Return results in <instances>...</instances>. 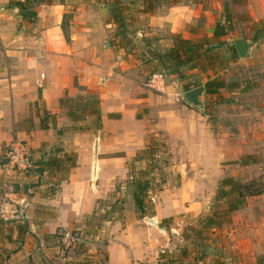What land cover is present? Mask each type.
Segmentation results:
<instances>
[{
	"label": "crops",
	"instance_id": "0c3cea01",
	"mask_svg": "<svg viewBox=\"0 0 264 264\" xmlns=\"http://www.w3.org/2000/svg\"><path fill=\"white\" fill-rule=\"evenodd\" d=\"M13 1L25 0H0V161L13 140L22 141L32 156L39 155L43 144H54L59 139L56 128L43 129L41 119L50 112L57 116L58 129L71 126L60 104L66 95L99 98L101 127L65 133L71 137L64 140L65 148L76 153L77 163L57 186V194L50 193L56 178L41 175L37 164L22 171L0 163V178L11 188L6 194L10 199L0 202V217L26 219L30 227L22 240L5 245L16 244L7 264H45L58 254L64 264H83L84 259L60 253L58 231L83 229L117 182L130 178L129 163L149 138L164 136L173 166L185 167L181 183L168 180L161 190L154 183L151 219L133 211L99 229L96 238L107 239L103 260L94 249L97 244L91 243L89 250L92 264H160L161 252H179L185 245V228L209 210L215 188L209 189L208 183L217 185L226 175L224 163L263 151L264 33L259 24L264 20V0H161L151 5L149 0H122L138 27L129 45L115 35L117 25L109 18V8L98 0H42L34 21L23 19ZM219 23L252 25L249 59L231 50L230 42L237 38H231V32L214 37ZM177 36L225 42L223 54L231 55L224 66L191 70L203 77L195 81L199 86L220 75L226 81L219 93L207 94L204 110L183 97L196 88L190 79L170 76L175 79L166 78L161 90L148 84L155 73L144 64L149 52L173 47ZM236 66L254 68L257 75L243 74ZM186 84H191L189 90ZM213 105L217 114L210 111ZM189 168L196 172L191 174ZM27 179L33 182L34 195L20 189ZM27 186L30 189L28 182ZM36 202L45 214H35ZM165 219L167 226L161 224Z\"/></svg>",
	"mask_w": 264,
	"mask_h": 264
},
{
	"label": "trees",
	"instance_id": "16d2710c",
	"mask_svg": "<svg viewBox=\"0 0 264 264\" xmlns=\"http://www.w3.org/2000/svg\"><path fill=\"white\" fill-rule=\"evenodd\" d=\"M46 1V0H44ZM52 1V0H47ZM104 3L110 11L109 18L117 25L116 36H118L125 44L129 45L132 42L134 34L138 31V27H134L133 21L127 12V6L122 0H98ZM42 0H25L13 1L11 5L21 9L22 18L29 21H34L37 18V6L41 4ZM149 4L154 2L160 3L161 0H149ZM164 2H177V0H165ZM148 7V6H147ZM228 18V17H227ZM230 25L217 24L214 37L226 36L230 32ZM224 43H212L208 38L202 39H188L177 36L174 38V46L165 51L153 50L149 52V57L145 61V65L152 67V72H161L164 76H176L179 80H186V69L189 71L197 68L204 71L206 68H212L216 65L215 60L219 58L218 47ZM126 45V46H127ZM123 45V47H126ZM234 52L237 54V48L234 47ZM191 76H189L190 79ZM187 79V80H189ZM192 83V81L190 82ZM195 87L199 83H194ZM191 84L185 85V90L190 89ZM226 86V81L223 77H216L206 82V87L210 95L219 93L221 88ZM61 107L66 109V116L72 122L71 126L58 129L57 116L50 112H45L41 119V127L43 129L50 128L53 125L56 128L57 137L59 138L54 144H43L38 149L39 157L34 162L38 165L37 172L43 175L45 172L49 176L56 177L61 174L58 181L53 182V186H60L62 181L69 178V173L77 163V155L73 151H67L65 148V138L70 135H65L66 132L73 133L76 131L90 130L84 128L88 119L95 121V129L101 127V101L96 96L79 95L76 97L64 96L60 101ZM59 142H64L61 144ZM164 143L159 142L157 138L150 137L144 150H141L133 162L129 163L131 172L127 189L131 192L136 210L141 217L155 213L153 205L150 201L151 195L156 191V187L151 178L152 171L148 167L151 163L157 160V153L160 151ZM53 146V155H49V151L44 149L47 146ZM32 160V158H31ZM260 160L255 155L244 156L241 160L242 165H250L258 163ZM33 162V161H32ZM33 164L36 166V164ZM145 163L146 168L137 171L136 165ZM264 194V180L244 181L243 179H236L232 176L224 177L217 189L214 197L213 205L206 212L205 215L198 218L193 225L189 226L183 232L184 240L192 238L191 232H195L198 239L203 242L197 243L194 251L190 249L191 244L184 245L179 252L163 251L160 254V264H231L223 258L216 256L208 261L206 248L209 246L207 238L215 235L218 229L232 223V215L234 212L246 206L249 197ZM116 203H121L120 212L124 211L122 198L116 199ZM93 213L94 215H96ZM93 215V216H94ZM117 219L113 216L110 220ZM167 226L168 220L165 219L161 223ZM88 224H86V227ZM16 232L17 238H14ZM30 232L29 222L26 219H5L0 217V238L4 237L6 242L20 241ZM98 230L96 232V235ZM95 235V236H96ZM91 244V243H89ZM0 249V253H1ZM11 254L14 251H9ZM10 254L7 257H10ZM1 258V255H0ZM190 261H187V260ZM209 262V263H208ZM83 264H87L84 260Z\"/></svg>",
	"mask_w": 264,
	"mask_h": 264
},
{
	"label": "rangeland",
	"instance_id": "374dc122",
	"mask_svg": "<svg viewBox=\"0 0 264 264\" xmlns=\"http://www.w3.org/2000/svg\"><path fill=\"white\" fill-rule=\"evenodd\" d=\"M228 11V9H227ZM228 13V12H227ZM231 15V14H230ZM262 27V32L264 33V20H261L260 24ZM231 27V33L234 37H244L253 40V29L251 24H237ZM135 37V36H134ZM133 39V38H132ZM254 41V40H253ZM133 42V40H132ZM224 43L223 45H220L218 47V50L216 51L218 53V57L215 62L219 66H224V64L229 61V56L223 54L227 50L225 42H219ZM231 50L234 52L235 47V41L231 40ZM134 48L138 47L137 44H134ZM229 48V47H228ZM235 54V52H234ZM223 55V56H222ZM238 55V54H235ZM228 59V60H227ZM235 70H240L241 73H246V75H257V70L254 68H248V67H234ZM186 71V78L192 81V83H195L196 79L197 81H201L203 77H201L199 74L195 72H191L188 69ZM256 71V72H255ZM260 75V72H258ZM198 75V78H195ZM219 77H222L220 75ZM261 77V76H260ZM166 78V77H165ZM149 79V78H148ZM170 81L171 79L175 78H168ZM186 79V81H188ZM211 113L217 114V109L213 107L210 109ZM95 121L93 119H88L84 128L88 129H94L95 130ZM68 138L71 137L67 136ZM66 137V138H67ZM157 140L159 142L164 143L163 147L160 149L163 152V155L161 156L160 153H157V160L153 163H151L148 167H150L152 174L150 175L153 182L156 183V187L162 189L164 184H167L168 180L172 181L174 184L181 183V177L184 173L185 167L183 168H176L173 165L175 164L174 156L170 150V144L167 143L164 136H156ZM65 138V140H67ZM61 144H64V142H59ZM53 146H47L44 150L49 151V155H53ZM260 148L262 150H257L251 154H245L243 155L238 161H231L224 163L223 168L226 170V175L221 177L219 182L217 183H208V188H215V193L212 195L211 199V205H213L214 197L216 195L217 189L219 187V184L221 180L224 177L232 176L236 179H243L244 181H251V180H264V144L260 145ZM37 155V154H36ZM247 155H255L260 161L255 164L250 165H242L241 160L244 156ZM39 155L32 156V161L34 162L35 159H38ZM1 162H8V159L6 156L1 159ZM36 164V162H34ZM34 165V164H33ZM143 163H140L136 165V170L140 171L147 167ZM190 173L193 174L196 172V169L189 168ZM130 171V169H129ZM222 172L220 171V175ZM61 174H57L55 177L58 181ZM131 175V172L129 173ZM3 178H0V202H3V200L8 197L7 199H10L9 196H6L7 192L11 191V188L9 185H5L4 182H2ZM28 182L29 186L26 187L27 182H23V185L20 186V189H23L24 192H26L28 195H34L33 191V182L29 179L26 180ZM128 180L124 182H117L115 185V190L112 192L110 198H105L99 203V207L97 209L96 215L92 214L89 215L86 219V224L88 226L84 227L83 229H73L71 231H65V230H59L57 233V246L60 249V253H63L64 255L70 257L71 259H84L85 261H93V258L90 257L92 253L89 252L90 249H92V246L89 243H95L97 245L94 246V249L97 250V254L99 255V259L103 260L105 258V250L104 246L107 243L106 238H99L97 239L96 232L97 230L101 229L103 226L109 222L113 216H117V218H125V216L128 213L136 212L138 215L139 213L136 210V206L134 204L133 198L131 197V192L129 189H127ZM22 183V182H21ZM20 185V184H19ZM45 191L49 192V188H42ZM50 193L57 194L59 191V187L52 186L50 187ZM157 193V190L155 191ZM155 196V194H153ZM117 197H120L124 200L123 207L124 211L120 212V208L122 207L121 203H116ZM4 198V199H3ZM153 203V202H151ZM210 205V207H211ZM44 206H41L38 202L35 203V206L33 207V210L37 216H41L42 214L46 213V210L43 209ZM210 209V208H209ZM209 212V211H208ZM53 213V212H50ZM203 213L201 216L205 215ZM94 215V216H93ZM151 214L145 216L146 220L147 218H151ZM197 218V219H198ZM196 219V220H197ZM195 220V221H196ZM194 221V222H195ZM193 222V223H194ZM188 225L185 230L188 229ZM184 230V231H185ZM70 233V237L67 238L66 234ZM16 232L14 233L15 236ZM96 235V236H95ZM192 238L190 240H185V245L191 244L194 242V244L190 246V249L194 251V248L197 246V243L203 242L200 241L198 237L196 236L195 232H191ZM209 246L206 248V252L208 257V261L211 260V258H215L216 256H219L223 258L225 261L231 262V264H264V194L249 197L247 200V204L242 209L236 211L232 215V223L226 226H223L222 228L218 229L215 235H213L210 238H207ZM8 242L4 239V237L0 238V249L2 250L0 255V264H7L9 258L11 257V254L9 251H14L16 244H13L12 248H5V245H7ZM39 253H43V250H40ZM10 254V257H7ZM58 258H47V261H45V264H64L63 257H60V254L57 255ZM89 257V258H87ZM209 263V262H208ZM89 264H92L90 262ZM209 264H212L209 263Z\"/></svg>",
	"mask_w": 264,
	"mask_h": 264
},
{
	"label": "built area",
	"instance_id": "2783aa9c",
	"mask_svg": "<svg viewBox=\"0 0 264 264\" xmlns=\"http://www.w3.org/2000/svg\"><path fill=\"white\" fill-rule=\"evenodd\" d=\"M165 76L161 72L152 73L149 76L148 84L156 90H161L165 83ZM8 163L18 170H28L33 167L31 160V154L28 151L26 145L19 140H13L5 153ZM150 201H155V196L151 195ZM151 219V218H148ZM66 237H70V233L66 234Z\"/></svg>",
	"mask_w": 264,
	"mask_h": 264
},
{
	"label": "water",
	"instance_id": "95a60500",
	"mask_svg": "<svg viewBox=\"0 0 264 264\" xmlns=\"http://www.w3.org/2000/svg\"><path fill=\"white\" fill-rule=\"evenodd\" d=\"M254 41L244 37H238L235 39V46L237 48L238 54L242 59H249L251 49L253 47ZM208 94L207 87L205 85L196 87L184 93L183 97L191 105L199 109H206L205 98Z\"/></svg>",
	"mask_w": 264,
	"mask_h": 264
}]
</instances>
